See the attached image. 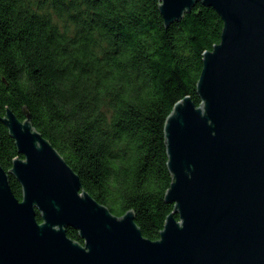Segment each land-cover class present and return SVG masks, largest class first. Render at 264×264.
<instances>
[{"label":"water","instance_id":"obj_1","mask_svg":"<svg viewBox=\"0 0 264 264\" xmlns=\"http://www.w3.org/2000/svg\"><path fill=\"white\" fill-rule=\"evenodd\" d=\"M159 1L167 26L197 3L224 22L204 54L200 105L185 97L165 123L174 210L160 238L143 235L133 210L98 202L30 113L8 108L0 121L24 158L0 163V264H264V0Z\"/></svg>","mask_w":264,"mask_h":264},{"label":"trees","instance_id":"obj_2","mask_svg":"<svg viewBox=\"0 0 264 264\" xmlns=\"http://www.w3.org/2000/svg\"><path fill=\"white\" fill-rule=\"evenodd\" d=\"M223 27L201 3L167 26L159 0H0V116L27 110L84 190L117 216L133 210L158 240L174 210L165 123L185 97L200 105L204 54ZM18 157L0 121V163L9 171Z\"/></svg>","mask_w":264,"mask_h":264}]
</instances>
